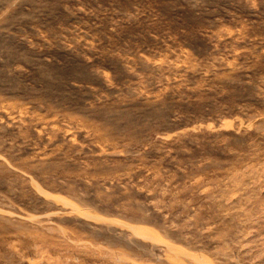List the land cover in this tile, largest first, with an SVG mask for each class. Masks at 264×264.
I'll use <instances>...</instances> for the list:
<instances>
[{
	"label": "rangeland",
	"instance_id": "obj_1",
	"mask_svg": "<svg viewBox=\"0 0 264 264\" xmlns=\"http://www.w3.org/2000/svg\"><path fill=\"white\" fill-rule=\"evenodd\" d=\"M0 264H264V0H0Z\"/></svg>",
	"mask_w": 264,
	"mask_h": 264
}]
</instances>
